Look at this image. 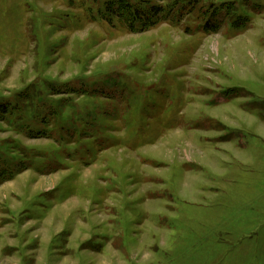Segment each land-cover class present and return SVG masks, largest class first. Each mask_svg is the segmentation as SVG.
<instances>
[{
  "label": "rangeland",
  "instance_id": "374dc122",
  "mask_svg": "<svg viewBox=\"0 0 264 264\" xmlns=\"http://www.w3.org/2000/svg\"><path fill=\"white\" fill-rule=\"evenodd\" d=\"M108 1L0 0V264H264V0Z\"/></svg>",
  "mask_w": 264,
  "mask_h": 264
},
{
  "label": "trees",
  "instance_id": "16d2710c",
  "mask_svg": "<svg viewBox=\"0 0 264 264\" xmlns=\"http://www.w3.org/2000/svg\"><path fill=\"white\" fill-rule=\"evenodd\" d=\"M175 3H177V1L174 2V4ZM228 3L229 4H223L224 6H218V7H214L213 4H210L209 7H213L215 10L218 11H221L223 9L226 13L230 12V16L234 15V17H232L233 20L229 22L231 28L233 29L238 28L240 24L239 21L245 22L243 29L239 30V31H244L247 25L246 23L250 22V18L236 15V13L233 12L235 10V8L233 7V3L232 2H228ZM106 4L109 5L107 7L109 11H111L113 7H115L117 8L118 14L121 17L123 18L127 17V20H125V22L132 31H143L144 29L154 26L156 23L159 22L161 18L166 19L167 15L165 14V12L167 11L168 8H170L168 6L162 7L161 5L158 4H154V3L152 4L151 0H139L137 2L134 1L132 2V0H110ZM207 24H209L208 21L204 23V25ZM239 91L241 92V89L239 88H230V93H233L234 95L239 94L240 93ZM3 104L4 103L0 102V115H8L7 120L10 121V118L12 117V115H10L8 111L10 104L9 103H6L8 105H3ZM23 105H25V103ZM38 106L39 104L37 105V107ZM29 134L39 135V136L45 135L44 133H37V132H29ZM4 168H7V166L4 165ZM3 171L5 172V170H2L0 172Z\"/></svg>",
  "mask_w": 264,
  "mask_h": 264
}]
</instances>
